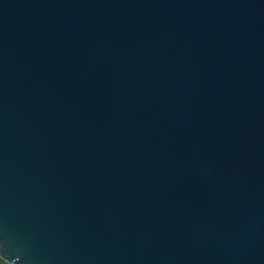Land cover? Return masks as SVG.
<instances>
[{
	"label": "water",
	"instance_id": "95a60500",
	"mask_svg": "<svg viewBox=\"0 0 264 264\" xmlns=\"http://www.w3.org/2000/svg\"><path fill=\"white\" fill-rule=\"evenodd\" d=\"M0 256L264 264V0H0Z\"/></svg>",
	"mask_w": 264,
	"mask_h": 264
},
{
	"label": "trees",
	"instance_id": "16d2710c",
	"mask_svg": "<svg viewBox=\"0 0 264 264\" xmlns=\"http://www.w3.org/2000/svg\"><path fill=\"white\" fill-rule=\"evenodd\" d=\"M0 264H9L3 257L0 256Z\"/></svg>",
	"mask_w": 264,
	"mask_h": 264
}]
</instances>
